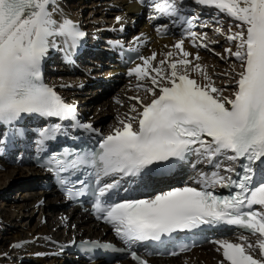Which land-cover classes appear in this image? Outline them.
<instances>
[{"label": "snow or ice", "instance_id": "obj_1", "mask_svg": "<svg viewBox=\"0 0 264 264\" xmlns=\"http://www.w3.org/2000/svg\"><path fill=\"white\" fill-rule=\"evenodd\" d=\"M196 2L214 6L237 22L238 31L230 28L227 35L235 50L225 49L240 62L231 97L222 95L199 63L193 65L191 54L183 48L184 41L179 40L174 45L181 54L179 59H172L170 51L159 67H153L156 53L140 56L142 63L128 71L138 81H150L151 86L146 88L152 97L150 102H141L142 110L121 121V127L104 137L99 150L54 154L49 170L64 173L85 166L93 169V208L126 243L160 241L174 233L223 222L258 235L255 243L246 238L240 243L219 241L218 251L222 250L224 258L221 264H264V168L256 179V165H264V0ZM53 3L0 0V125H12L32 114L60 120L75 116V104L65 102L53 86L43 82L42 62L49 49L58 46L57 37L63 38L70 58L86 34L71 19H54L56 9L49 7ZM151 6L161 16L179 15L177 0H153ZM193 19H186V24L191 26ZM188 35L194 43L206 38L192 31ZM197 46L207 48L204 43ZM189 69L199 72L205 83L191 78ZM134 99L139 101L138 97ZM60 131L59 124L42 129L39 143L55 139ZM193 152L209 164L225 153H231L227 157L231 161L246 162L240 172L227 166L223 168L227 175L219 170L200 173L196 181L199 187L186 185L141 199L113 198L123 178L139 176L172 159L183 160ZM113 177L120 179L108 182ZM79 183L80 188L67 189L69 197L87 190L85 181ZM217 186L234 191L219 195L213 191ZM184 250L186 246L180 248ZM257 250L258 255H254ZM132 257L147 264L135 252Z\"/></svg>", "mask_w": 264, "mask_h": 264}, {"label": "bare ground", "instance_id": "obj_2", "mask_svg": "<svg viewBox=\"0 0 264 264\" xmlns=\"http://www.w3.org/2000/svg\"><path fill=\"white\" fill-rule=\"evenodd\" d=\"M72 1L54 0V3L49 6L50 10L56 9L53 18L58 22L64 18L71 19L81 31L90 34V41L89 43L85 42L82 50L83 55L74 61L75 65H72L64 62L66 57L64 40L62 37H57L58 46L50 48L42 62V78L46 84L53 86L66 101L78 107L77 120L84 127L90 126L85 127L87 130H97L93 134L95 139L102 140L114 129L121 127V121H127L130 116H135L142 110L141 102L148 103L152 98L151 94L146 91V88L151 86L150 81H138L134 75L128 74L129 69L136 63H142L139 59L125 68L118 66L114 50L119 44L139 50L141 56L144 57L156 53V58L151 63L153 67H159L160 61L164 60L170 51L173 52L172 59L181 57L174 45L177 41L183 40V48L191 54L189 59L192 60L193 65L199 63L203 67L214 85L221 90L223 96L226 93L232 95L235 90V72L240 71V62L235 57L229 56L225 49L235 50L234 42L229 41L227 35L230 34V28L233 32L238 31L235 27L237 22L226 14L220 13L214 6L199 5L196 0H177L179 14L186 13L195 18V24L186 29L184 35L172 33L169 36H159L158 32L165 28L164 26L174 31L181 25L177 22V17L161 16L151 6L153 0H91L87 4V8L91 14L90 18H94L93 20L88 19L89 21L84 20L82 14L72 10L70 7ZM146 8L150 11L144 18ZM95 14H99V16L96 17ZM117 17L120 18L119 21ZM210 17L218 24L223 22L226 27L222 39L224 52L219 55L220 58L211 53L216 52L211 46L214 38L206 36ZM189 31L206 38L202 42L194 43L188 35ZM82 39L86 40V37ZM201 43L207 44V48L197 46ZM197 55L199 56L198 60L196 59ZM57 57L60 64L52 67L46 65L47 62L53 61L55 58L57 63ZM102 60L106 62H102ZM164 70L168 71L167 64L164 65ZM59 72L65 73V76L60 75ZM189 73L191 78L205 83L199 72H192L189 69ZM125 77L126 79H124ZM122 80L125 81V85L120 91L117 90V92L119 91L117 95H120L121 98L119 99L121 109L116 110L118 121L114 123L113 127H107L105 132L98 130L97 127L92 128L93 119L98 118V115L94 113L95 110L98 106L104 107L109 101L105 99L98 102L93 106L94 112L90 113L89 99L80 96L81 89L87 82L91 83L90 81L109 86L111 82ZM91 92H94V89L90 90ZM134 97H138L139 101ZM134 107L136 111H133ZM87 113H90L92 117H85ZM227 157L228 154L225 153L218 158L216 163L209 164L204 157L194 153L188 167L180 173L187 174L184 177V180L188 182L186 185L193 184L189 179L191 175L199 178L200 173H211L218 170L221 171V174L227 175L228 173L223 172V168L232 167L234 164V161ZM217 164L220 165V169L216 168ZM0 166L4 169L0 170V186H4L7 181L16 177L26 178L11 186L7 194H3L4 198L0 200V246L4 241L9 240L8 247L5 250H0V264L18 262L22 259H30L35 264H110L101 261L87 263L76 255L62 251V246L83 237H104V232L106 235L103 239L110 238L114 234L112 229L105 226L99 227L92 223L86 214L79 213L74 208H66V202L53 188L43 186L48 182V174L45 171L35 168L27 160L21 159L14 151H5L2 145H0ZM166 182L169 181L145 180V186L160 187L159 184ZM166 189L168 190L165 188L162 191H166ZM41 199L44 201L43 205L38 204ZM7 207L10 208L11 217L10 213H7ZM36 214L38 218L35 223L27 226ZM41 221L48 223L44 225ZM243 238L255 243L257 236ZM236 240L238 241V239ZM238 242H242V240ZM218 249L216 246L202 245L176 258H153L151 261L153 264H221L223 258L221 250L218 251ZM254 255H258V250ZM113 263L135 264L129 260H115Z\"/></svg>", "mask_w": 264, "mask_h": 264}, {"label": "rangeland", "instance_id": "obj_3", "mask_svg": "<svg viewBox=\"0 0 264 264\" xmlns=\"http://www.w3.org/2000/svg\"><path fill=\"white\" fill-rule=\"evenodd\" d=\"M90 1L91 0H89V1H87V0H73L70 3V7H72V10L75 13L82 14V16L84 17V20L85 19H87V21L93 20L94 17L90 18L91 14L89 13V8H87V4H89ZM211 8H213V7H211ZM149 11L150 10L149 9L147 10V8H146V10L144 11V18L148 15ZM94 16L98 17L99 14H95ZM207 24H208V26H207L208 28H206V30H207L206 31V36H207V38H209L210 36L214 38V41H213L214 44L212 43V45L211 44L210 45L213 47V50H216V52H211V53L213 55H215L216 57L220 58L221 56H219V55L222 54V52H224L223 51V47H222L224 45L222 39H223V36H224V29L226 27H225L223 22H222V24H218L211 17L208 19V23ZM217 27L221 29L220 32L216 31ZM132 28L134 29V26ZM211 34H213V35H211ZM89 35L90 34H86L84 36L86 38L88 37V39H86L87 43H89L90 38H91V37L89 38ZM93 49H95V48H93ZM217 54H219V55H217ZM57 59H58V57H57ZM55 60H56V58L53 61L47 62L46 65L49 66V67H52V66L60 64V60L59 59H58L57 63H56ZM102 62H106V61L102 60ZM93 72L96 73V71H93ZM59 73H60V75H64L65 76V73H63V72H59ZM124 79H126V77ZM90 82L91 83L87 82L86 85L81 89L80 96L88 97L87 99H89L88 103H89L90 109H91L90 113L94 112V107L93 106L97 105L98 102H100L102 100H105V99H108L109 103H107V105H105L104 107H101V106L97 107V109L95 110L94 113H96L98 115V118L97 119H93V121H92V123H94L92 125V128L97 127L98 130H102L103 132H105L107 127H109V128L113 127L114 123L116 121H118V119L116 118L117 115H118L117 114L118 112L116 110L117 109L118 110L121 109V102L119 100L121 98H120V95H117V93L125 85V81L122 80V81H115L114 83L111 82L109 86H107V85L103 86V85H100V83H96L94 81H90ZM93 89H94V92L90 93V90H93ZM117 90H119V91L117 92ZM230 95L231 94H229V93L224 94V96H228V97ZM90 113L85 114V117H88V116L92 117V115ZM0 170H4V169H0ZM25 179L26 178L23 179V178H19V177L17 178L16 177L13 180L7 181L4 184V186L1 185L0 186V200L2 198H4L3 194H7V192L11 188V186H14L16 182L18 183V181H24ZM13 191H14V189H13ZM40 205H43V204H40ZM7 208H8L7 213L9 212L10 214L9 213L8 214L11 217L12 214H11V211L9 210L10 208L9 207H7ZM37 218H38V215L36 214L33 217V219H31V221L27 224V226L28 225H33V223H35ZM46 221H48V218H46ZM41 223H42V221H41ZM46 223H48V222H45V223H42V224L45 225ZM24 228H26V227H24ZM8 243H9V240L4 241L3 245L0 246V250H5L8 247ZM207 246H210V245H207ZM11 247H13V246H11ZM12 263L13 264H35L30 259H22L21 261H18V262L14 261V262L6 263V264H12Z\"/></svg>", "mask_w": 264, "mask_h": 264}]
</instances>
